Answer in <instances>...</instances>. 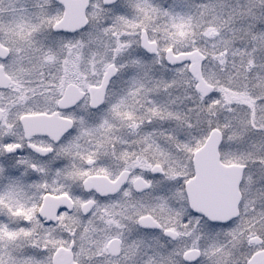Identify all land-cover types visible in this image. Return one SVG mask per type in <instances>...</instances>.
<instances>
[{
  "label": "snow or ice",
  "instance_id": "obj_1",
  "mask_svg": "<svg viewBox=\"0 0 264 264\" xmlns=\"http://www.w3.org/2000/svg\"><path fill=\"white\" fill-rule=\"evenodd\" d=\"M0 264H264V0H0Z\"/></svg>",
  "mask_w": 264,
  "mask_h": 264
}]
</instances>
